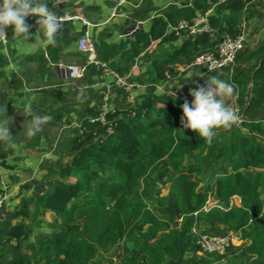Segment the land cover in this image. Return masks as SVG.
Segmentation results:
<instances>
[{
    "label": "trees",
    "instance_id": "1",
    "mask_svg": "<svg viewBox=\"0 0 264 264\" xmlns=\"http://www.w3.org/2000/svg\"><path fill=\"white\" fill-rule=\"evenodd\" d=\"M249 1L218 3L214 11L226 18L222 25L215 19L219 26L215 34H232L241 21L247 25L253 16L246 8ZM43 2L52 7L49 0ZM197 2L195 7L207 8ZM182 11L186 20L195 17L191 9L165 17L176 20ZM166 29L164 20L157 18L148 34L137 31L133 51L157 38L174 39L172 31L164 37ZM213 45L209 33L186 38L155 59L147 74L158 82L165 67L187 62ZM122 46L101 44L97 56L104 60ZM131 58L127 55L126 63ZM247 58L252 62L246 69L208 74L239 87L225 98L233 108L237 96L239 121L215 129L211 143L180 123V105L184 99L191 101L189 89L197 83H184L175 97L146 96L124 111H110L104 123L81 119V133L67 142L73 156L59 170L52 190L0 220V263L5 259L4 264H264V43ZM179 82H184L182 77ZM66 111L67 107L60 108L55 118ZM9 153H0L3 166ZM71 177L74 182L66 181ZM234 198L238 204L232 203ZM209 199L217 206L210 207ZM46 211L53 214V220L44 223L52 233L27 246L30 259L18 245L11 249L10 242L27 237L24 222L39 226ZM193 229L200 234L232 232L240 245L222 254H199ZM109 254L116 262L108 259Z\"/></svg>",
    "mask_w": 264,
    "mask_h": 264
},
{
    "label": "crops",
    "instance_id": "2",
    "mask_svg": "<svg viewBox=\"0 0 264 264\" xmlns=\"http://www.w3.org/2000/svg\"><path fill=\"white\" fill-rule=\"evenodd\" d=\"M49 1L56 14L77 13L92 24L88 27V31L96 43L98 54L101 53V44L108 47L123 45L111 56L105 55L106 59L101 61L105 62L110 69L126 75L135 85L132 92H124L114 85L112 76L106 75L100 69L92 66L88 67L83 76L74 82L64 78L62 70L59 69L60 65L67 66L74 63L83 65L85 63V56L80 54L76 47L77 39L85 29L79 21L61 25L54 33V43L48 42L42 26L35 17L26 19V23L29 25L27 38L17 35L11 26H8L5 29L4 43L0 41V125L14 119L18 109L28 111L27 108L36 109V106L39 105L46 107L52 104V106L56 105L59 110L63 106L67 107V111L62 113L59 118H55V121L61 129L68 131V138L81 133V119L91 120L98 116L102 109L104 95H107L108 106L112 109L110 111L120 110L122 107L127 109L141 102L146 96H151L152 99L170 97L165 94L170 89L177 94L184 83L195 84L208 77V73L197 68L186 70L185 61H182L175 66L165 67L164 77L155 82L154 78L147 74V71L152 68L154 60L163 58L169 51L181 46L186 41V37H175L166 42H161V38H157L151 40L149 45L143 47L141 51L134 52L132 44L137 31L148 34L154 21L157 18H162L167 28L164 34L166 37L171 34L172 27L180 20L187 18H184V11L181 12L180 18L176 20L174 18L173 21L167 19L165 14L191 9L193 16H197L212 8L213 11L208 15V18L211 29L209 35L213 37L219 29L218 22L222 25L226 18L224 13L217 14L214 11L219 0H198V5H207L204 10L195 7L196 0ZM263 4L264 0H250L246 4V8L252 11L253 16L246 25L243 53L251 54L258 49L257 41L254 39L256 33L259 40L264 42L263 23H257L255 26L256 18L263 12ZM216 18L218 22L215 20ZM135 25L138 28L131 34H127V31ZM253 28L254 30L259 28L254 35L252 34ZM63 32L65 33L64 38L61 37ZM127 55L132 56L128 63H126ZM239 58L236 62V69H246L251 65L252 59L247 58L241 62ZM179 77H182L184 82H179ZM233 86L235 89L239 88L238 85L234 84ZM64 99L69 100L65 102ZM237 99V96L234 95V102H237ZM58 103L62 105L59 107ZM156 105L161 106L159 103ZM5 141L7 140H2L1 144L5 145ZM45 145L46 141L40 135L33 146H30L34 148V151H38V157L28 156L27 159L18 160L22 157L21 155L16 158L19 161L16 168L20 166L25 168V162L30 164L36 162L38 166L35 164L34 171L28 169L27 179H21L19 183L16 180L15 183L19 186L15 191V196L19 197L13 204L6 203L5 209H2L0 213V220L10 216L23 203L31 202L39 194L51 191L54 182L59 178V170L67 165L73 156V153L63 148H51L47 153ZM10 147L14 148L12 152L15 153L16 151L22 152L26 145L12 141ZM10 154L3 160L4 165L15 171V167H12L8 160ZM0 166L2 167V164ZM0 171L5 170L2 168ZM7 172L9 173V170ZM74 180L71 177L66 181L74 182ZM165 190L167 187L163 188L162 192ZM21 199L23 201H20ZM210 202V207L217 206V202L213 199ZM235 202L238 204L237 199ZM42 219L43 224L39 226L26 220L24 229L27 237L19 243L10 242L11 249L18 245L22 248V255L30 259L31 253L27 250V246L34 244L37 237L49 236L52 233L45 224L53 220V214L46 211ZM16 220L18 219H13L12 222ZM120 252H123V249H120Z\"/></svg>",
    "mask_w": 264,
    "mask_h": 264
},
{
    "label": "built area",
    "instance_id": "3",
    "mask_svg": "<svg viewBox=\"0 0 264 264\" xmlns=\"http://www.w3.org/2000/svg\"><path fill=\"white\" fill-rule=\"evenodd\" d=\"M226 1L228 0H219V3ZM50 9L55 15L57 29L60 28L61 25L73 21H79L85 27L76 42L78 52L85 56V63L83 65L75 63L67 66L60 65L59 69L62 70L64 78L74 82L83 76L88 67L92 66L100 69L104 74L112 76L114 79V85L119 89L127 93L132 92L135 85L126 75L119 74L118 72L110 69L105 62L99 60L95 42L88 31V27L92 26V24L77 13H63L58 15L52 7ZM211 11L212 8L203 14H198L191 20H180L174 27H172L171 31L176 37H186L189 39H193L201 33H210L211 29L208 15ZM32 18L34 17L29 16L26 19ZM136 28H138V26H133V28L127 31V34H131L136 30ZM245 29L246 23L245 21H241L234 33L230 34L224 32L221 35L215 34L212 37L214 40L212 48L198 52L192 58L187 60V62H185V69H203L208 74L222 69H228L229 72L232 73L235 69L237 57L245 42ZM0 41L1 43H4V37H0ZM101 107L102 109L98 116L90 121H99L101 123L105 122V115L110 111L107 95H104ZM233 109L237 114V119L235 121H239V107L234 104ZM180 221L181 219L178 220V222ZM192 231L198 236L196 244L198 245L199 253L201 254H222L228 248L229 240L231 239V235L229 233L224 235L200 234L197 233L195 229ZM112 261L116 262V258L114 256L112 257Z\"/></svg>",
    "mask_w": 264,
    "mask_h": 264
},
{
    "label": "clouds",
    "instance_id": "4",
    "mask_svg": "<svg viewBox=\"0 0 264 264\" xmlns=\"http://www.w3.org/2000/svg\"><path fill=\"white\" fill-rule=\"evenodd\" d=\"M33 16L42 26L49 43H54L57 22L54 13L43 0H0V37H5V29L11 26L14 33L27 38L29 25L26 18ZM203 85L196 84L189 89L191 101L184 99L180 105L182 128L194 131L205 143H211L215 129L229 127L237 119L235 110L226 103V97L234 94V86L217 76H210ZM165 94L175 97L171 89ZM51 116L31 114L26 119L25 134L31 137L41 130V125ZM9 134L6 133L7 137Z\"/></svg>",
    "mask_w": 264,
    "mask_h": 264
},
{
    "label": "rangeland",
    "instance_id": "5",
    "mask_svg": "<svg viewBox=\"0 0 264 264\" xmlns=\"http://www.w3.org/2000/svg\"><path fill=\"white\" fill-rule=\"evenodd\" d=\"M262 11H263L262 14L256 18L257 21L255 20L256 21L255 26H257V23L258 24L263 23V27H264V4L262 5ZM258 30H259V28H257V30L256 29L254 30V28H253L254 32L252 34L254 35L256 32H258ZM254 39L257 41L258 48H259V45L264 43L262 40H259V36L257 35V33L254 35ZM242 50H243V48H242ZM242 50L237 57V60H238V58L240 56L239 61H241V62H242V60L243 61L246 60L250 54V53H243ZM237 60H236V62H237ZM236 62H235V67L237 66ZM200 70L204 71L203 69H200ZM67 100H69V99H64L65 102ZM235 103L236 102H234V104ZM58 105L60 107L62 104L58 103ZM36 107H37L36 109L27 108L28 111L20 110V109H18L17 111L15 110L16 111L15 118L10 120V121H7L6 123H3L2 125H0V126H2V127H0V144H1V141L2 140L4 141L5 139L7 140V141H5L6 144H8V146L7 145H0V147L2 148L1 151H9L10 150L11 154L9 155L8 160L10 161V165L12 167L13 166L15 167V171H14V170L7 168V166H5V165L4 166L2 165V167L0 166V170L2 168L5 170L2 172L0 171V201H1L0 213H1L2 209H5V205L7 202L9 204L10 203L13 204V202L16 200V198L19 197V196L18 197L15 196L16 195L15 191H16L17 187L19 186V184L15 183L16 180L19 183L21 181V179H27L28 174H29L28 169H31L34 171L35 164H36V166H38V163H36V162L32 163V164L25 162V165H26V166H24L25 168H23L22 166L16 168V164L19 162L18 160H22V158L27 159L28 156L38 157V155H39L38 151H34V148L30 147V146H33V144L39 138L40 135H42L46 141V145L44 146V148L47 150V153L50 152L51 148H54V149L63 148L66 150L70 148L69 143L67 144V142H68V131L61 129V127L58 124H56V121H55V117H56L57 111H58L56 105L52 106V104H49L46 107H42L40 105L36 106ZM29 109H30L31 114H34V115L51 116L50 120L44 122L41 125V130L31 137H28L25 134V128L27 127V124L25 121H26V119L29 118ZM110 110H112V109H110ZM120 110L124 111V110H126V107H122ZM234 122H237V121H234ZM6 133L9 134L7 137L5 136ZM262 137L264 138V135H262ZM12 141L24 143L26 145L25 149L23 148L22 152H18V151H16L15 153L12 152L14 150L13 147L12 148L10 147V143ZM67 151H69V150H67ZM21 155H22V157L20 159L16 160V158L18 156H21ZM40 156H43V155H40ZM0 160H1V158H0ZM14 161H15V164L13 165ZM0 163H1V161H0ZM7 170H9V173L7 172ZM20 201H23V199H21ZM209 201H211V199H209ZM232 203L236 204L235 198L232 199ZM210 204H211V202H210ZM228 233L231 235V239L229 240L228 248L230 246L240 245V241L238 239V236L232 232H228ZM118 248H119V250L122 249L120 247V245L118 246ZM199 254H201V253H199ZM109 256L110 257L108 259L112 260V256H114V255L109 254ZM5 261L6 260L3 259L0 264H4Z\"/></svg>",
    "mask_w": 264,
    "mask_h": 264
}]
</instances>
